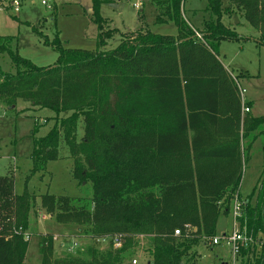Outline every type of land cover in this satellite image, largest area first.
<instances>
[{
    "label": "trees",
    "instance_id": "trees-1",
    "mask_svg": "<svg viewBox=\"0 0 264 264\" xmlns=\"http://www.w3.org/2000/svg\"><path fill=\"white\" fill-rule=\"evenodd\" d=\"M186 1L154 0L156 22H172L177 36L142 28L104 51L118 31L105 30L104 1L92 0L97 50L66 49L59 38L46 39L58 53L48 68L0 44V54L8 53L16 66V74L0 71V101L10 109L29 102L56 115L46 137L33 133V174L58 161L64 146L74 180L92 185L90 200L44 195L40 207L91 241L118 236L124 242L120 250L91 248L87 258L57 257L54 237L42 236L40 264H132L140 246L149 264H198V247L218 237L219 219L231 215L238 193L247 201L242 227L261 243L241 257L264 264V168L251 195L240 194L258 139L264 152V116L243 114L235 79L246 75L234 79L219 57L222 42L241 39L223 24L224 16L242 14L264 47V0H209L202 29L185 19ZM35 198L16 195L13 178L0 176V264H27L25 234Z\"/></svg>",
    "mask_w": 264,
    "mask_h": 264
},
{
    "label": "rangeland",
    "instance_id": "rangeland-1",
    "mask_svg": "<svg viewBox=\"0 0 264 264\" xmlns=\"http://www.w3.org/2000/svg\"><path fill=\"white\" fill-rule=\"evenodd\" d=\"M4 0L0 9V44L8 46L23 59L40 68L54 66L58 53L44 44L47 39L52 43L59 38L66 49L95 51L99 31L92 21V0H18L19 12L16 13L12 2ZM43 1L47 5H43ZM101 16L106 20L105 30L116 29L108 40L104 51L114 50L127 36L142 28L156 35L177 36L178 29L172 23L156 22L158 11L154 0H102ZM209 0H187L184 17L195 28H203V22L210 19L206 9ZM224 16L222 22L236 31L240 41H224L219 47V57L225 68L234 76H246L238 80L246 91V101L252 102V116H264V47L257 43L259 34L248 24L242 14ZM144 17L143 20L140 18ZM38 34L36 33V31ZM40 34V35H39ZM0 71L3 74H16V66L8 53L0 54ZM2 81L0 77V82ZM55 113L48 109L35 108L31 103L19 101L15 109L8 108L0 101V176H11L16 195L30 194L35 198L30 213V247L27 264H40L39 239L42 236L54 237L55 256L84 254L87 258L91 248L103 252L108 244L91 241L87 234L79 233L76 225H60L40 207L41 197L92 199L91 183L79 186L72 175L73 163L68 149L62 146L61 158L50 162L46 171L33 174L31 155L35 138L46 137L55 124ZM83 136L82 125L79 137ZM264 168L263 140L258 139L253 147L251 160L244 169L240 194L246 198L257 185ZM242 225V223H241ZM232 216H222L218 222V237L221 232L232 231ZM210 240L198 247V264H245L248 258L240 257L234 263L230 249L224 244L211 246ZM260 245V241H258ZM73 243L78 247L74 248ZM73 248V249H72ZM146 249H135L133 259L139 264H149L145 257ZM83 257V256H82ZM132 259V260H133ZM253 261L254 257L249 256Z\"/></svg>",
    "mask_w": 264,
    "mask_h": 264
},
{
    "label": "built area",
    "instance_id": "built-area-1",
    "mask_svg": "<svg viewBox=\"0 0 264 264\" xmlns=\"http://www.w3.org/2000/svg\"><path fill=\"white\" fill-rule=\"evenodd\" d=\"M11 4L13 7L17 6L15 12L18 13L19 1L14 0ZM43 5L46 6L47 2L43 1ZM197 36L199 39H201V36L199 34H197ZM235 81L237 82L239 95L242 101L243 114H248L251 112V108H249L247 105L248 102L246 101V96H245L246 91L240 87L239 82L236 79ZM246 206H247V201L241 199L239 193L235 195V197H233L232 200V210H231V216L233 219L232 231L230 233H225L221 235V237H215L210 240L211 246H218L224 244L227 248H229L234 263L237 259H239L242 256L243 251L251 250L255 245H258L259 243L252 234H249L247 228L242 227L241 225V221L245 218ZM187 229L190 230L191 227L188 226ZM175 235L180 236L181 235L180 231H176ZM25 239L30 240V236L27 233L25 234ZM99 241L107 243L108 246H112L115 250H120L124 246V242L122 238L118 236L105 237ZM73 246L74 248H77L78 244L73 243ZM132 264H139V261L133 259Z\"/></svg>",
    "mask_w": 264,
    "mask_h": 264
},
{
    "label": "crops",
    "instance_id": "crops-1",
    "mask_svg": "<svg viewBox=\"0 0 264 264\" xmlns=\"http://www.w3.org/2000/svg\"><path fill=\"white\" fill-rule=\"evenodd\" d=\"M249 103H252V102H249ZM251 114H252V107H251ZM225 233H226V231H222L221 232L222 235L225 234Z\"/></svg>",
    "mask_w": 264,
    "mask_h": 264
}]
</instances>
